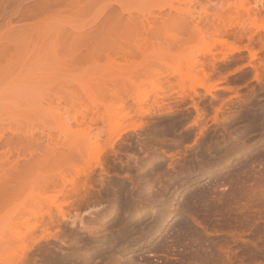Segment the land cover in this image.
<instances>
[{
	"label": "rangeland",
	"instance_id": "374dc122",
	"mask_svg": "<svg viewBox=\"0 0 264 264\" xmlns=\"http://www.w3.org/2000/svg\"><path fill=\"white\" fill-rule=\"evenodd\" d=\"M0 264H264V0H0Z\"/></svg>",
	"mask_w": 264,
	"mask_h": 264
},
{
	"label": "bare ground",
	"instance_id": "6f19581e",
	"mask_svg": "<svg viewBox=\"0 0 264 264\" xmlns=\"http://www.w3.org/2000/svg\"><path fill=\"white\" fill-rule=\"evenodd\" d=\"M210 85H211V84H210ZM207 86H208V84H204V85H202L201 87L204 89V88H206ZM207 88H209V87H207ZM204 90H205V89H204ZM111 114H113V113H111ZM111 114L109 113V114H108V117H110V116L112 117V116L114 115V114H113V115H111ZM109 115H110V116H109ZM114 117L117 118V115H115ZM114 117H113V118H114ZM124 124H125V123H121V122L116 123V128H115V129H117V130H118V129H122V128L124 127ZM117 130H116L115 132H117ZM163 222H164V221H163ZM163 222H161V224H160V225H161L160 228L162 227Z\"/></svg>",
	"mask_w": 264,
	"mask_h": 264
}]
</instances>
